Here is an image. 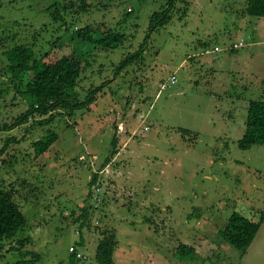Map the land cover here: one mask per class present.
Masks as SVG:
<instances>
[{
  "label": "rangeland",
  "instance_id": "rangeland-1",
  "mask_svg": "<svg viewBox=\"0 0 264 264\" xmlns=\"http://www.w3.org/2000/svg\"><path fill=\"white\" fill-rule=\"evenodd\" d=\"M55 1L0 0V185L14 188L28 220L15 239L30 237L23 248L0 242V264H101L104 230L117 236L113 264H264V221L243 256L222 234L235 210L264 212V145H238L248 103L264 99V17L242 19L247 0H184L177 10L187 6L186 15L173 9L170 23L150 33V15L163 0H90L86 11L71 0L76 20L67 34L47 10ZM127 10L134 13L126 19ZM102 22L125 33V42L88 55L73 29ZM148 34L143 58L116 73ZM242 39L245 46L232 50ZM16 42L36 43L40 55L56 49L88 59L81 99L106 86L90 107L14 126L28 109L3 73L5 51ZM216 45L220 51L205 53ZM51 116L50 124L35 123ZM49 127L59 139L37 157L34 143ZM115 133L116 155L92 186ZM90 192L104 203L91 210L92 226L81 227Z\"/></svg>",
  "mask_w": 264,
  "mask_h": 264
},
{
  "label": "trees",
  "instance_id": "trees-1",
  "mask_svg": "<svg viewBox=\"0 0 264 264\" xmlns=\"http://www.w3.org/2000/svg\"><path fill=\"white\" fill-rule=\"evenodd\" d=\"M68 1L71 2V0L55 1L47 8L53 20L60 23L65 31H68L67 34L71 31L76 20V16L70 11L71 8ZM81 1V9L83 11L88 10L90 0ZM163 1H165V6L162 10L154 11L150 15V33L170 23L173 18V12H176L173 9L177 10V3L179 1L185 2L188 5V1L184 0ZM177 12L180 14V17L186 15L187 6L178 8ZM125 13L127 19L134 12L127 10ZM242 13L255 17H264V0H247L246 7L242 10ZM7 30L9 31L10 29ZM5 31L6 29L3 28L0 36ZM73 31V36L87 47L88 55H91L96 47L119 49L127 37L125 33L108 27L104 22L97 25L88 24L85 27L73 29ZM149 38L150 34H148L144 42L140 45L139 50L128 54L121 60L115 69L117 71L116 73L125 70L129 65L135 63L136 60L143 58V51ZM60 40L61 37H58L56 41L59 42ZM87 44H90V46ZM56 45L53 42V47H56ZM35 46L37 47L36 43L27 44L16 42L13 47L5 51L8 63L3 73L8 75L9 82L13 84L18 96L28 104V109L16 119L14 126L28 123L30 118L35 119L38 116L52 114L55 110L63 109L70 115L78 109L90 107L94 103L96 95L106 86L103 83L96 88L91 87L90 90H87L85 98L81 99V94L77 88L81 74L84 71L86 63H88V59L82 64L77 60L73 52L58 55L55 52L56 49L47 50L40 55L35 49ZM248 105L245 132L238 142L239 147L244 149L254 144L264 145V99L251 100ZM53 120L54 116H51L45 118V121L38 122L35 120V123L44 126L45 124H50ZM2 126L5 129L9 128L6 124ZM31 127L30 125L29 128ZM117 138L115 133L109 156L106 157L105 162L100 166L99 172H93L90 181L92 186L99 179L100 171L104 170L116 155ZM58 139V132L54 128L49 127L45 131V134L34 143L37 157L47 153ZM88 167L90 166L88 165ZM2 179L0 176V183H3ZM4 185H0V242L4 240H13L12 242H14L16 240V244L19 245L18 248H23L30 240V237L22 236L17 239L15 237L25 231L28 226V220L21 205L14 198V188L12 186L5 188ZM93 193L90 192L88 195L94 201ZM102 201L104 203V199ZM93 208L97 209L99 206L97 207L90 203V205L82 208L81 214L77 218L81 221V227L92 226L91 210ZM263 221L264 212L253 210L249 214H244L235 210L222 230L223 237L235 250L239 251L240 256H243L247 253ZM102 235V239L97 248V260L101 264H113L114 252L118 245L116 233L104 230ZM76 249L72 253L77 258H81L77 256L79 252L77 247ZM188 251L190 250H186V252ZM30 253L32 254L30 262L36 263L39 257L38 254L35 252Z\"/></svg>",
  "mask_w": 264,
  "mask_h": 264
},
{
  "label": "built area",
  "instance_id": "built-area-1",
  "mask_svg": "<svg viewBox=\"0 0 264 264\" xmlns=\"http://www.w3.org/2000/svg\"><path fill=\"white\" fill-rule=\"evenodd\" d=\"M245 46V42H244V40L242 39L240 42H237V43H234L232 46H231V49L233 50V48H234V50H237V49H239V48H241V47H244ZM221 50V48L219 47V46H215L214 48H207L206 49V51H205V53L206 54H211V53H213V52H218V51H220ZM171 82L172 83H176L177 82V77H176V75L174 74V75H172V77H171ZM88 166V165H87ZM101 191V187H99L98 189H97V192H100ZM103 200V198H101L100 197V195H95L94 196V201H93V203L92 204H94V205H96L97 207L99 206H101V204H102V201ZM77 249H76V247L75 246H72L71 248H70V251L72 252H75ZM77 256L78 257H83V255H82V253H77Z\"/></svg>",
  "mask_w": 264,
  "mask_h": 264
},
{
  "label": "crops",
  "instance_id": "crops-1",
  "mask_svg": "<svg viewBox=\"0 0 264 264\" xmlns=\"http://www.w3.org/2000/svg\"><path fill=\"white\" fill-rule=\"evenodd\" d=\"M241 13V15L243 16V18L242 19H244V18H246L247 16L246 15H244L242 12H240ZM246 16V17H245ZM249 16V15H248ZM261 18V17H260ZM258 43H260L259 41L257 42V41H254L253 42V44H258ZM246 60V59H245ZM245 60H243L244 61V63H245ZM238 62V61H237ZM239 63V62H238ZM240 64V63H239Z\"/></svg>",
  "mask_w": 264,
  "mask_h": 264
},
{
  "label": "clouds",
  "instance_id": "clouds-1",
  "mask_svg": "<svg viewBox=\"0 0 264 264\" xmlns=\"http://www.w3.org/2000/svg\"><path fill=\"white\" fill-rule=\"evenodd\" d=\"M234 49V48H233Z\"/></svg>",
  "mask_w": 264,
  "mask_h": 264
}]
</instances>
